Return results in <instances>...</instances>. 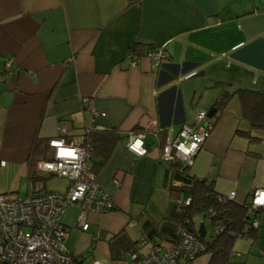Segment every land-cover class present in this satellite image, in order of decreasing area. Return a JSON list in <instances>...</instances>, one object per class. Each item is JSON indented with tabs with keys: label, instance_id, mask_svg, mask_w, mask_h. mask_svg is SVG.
Returning a JSON list of instances; mask_svg holds the SVG:
<instances>
[{
	"label": "crops",
	"instance_id": "obj_1",
	"mask_svg": "<svg viewBox=\"0 0 264 264\" xmlns=\"http://www.w3.org/2000/svg\"><path fill=\"white\" fill-rule=\"evenodd\" d=\"M137 45L144 55L135 53L134 67L128 57ZM154 49L166 58H149ZM192 71L199 75L185 79ZM239 89L264 92V0H0V192H47L37 191L30 175L45 176L36 165L50 140L71 143L87 129L114 130L120 141L96 173L114 209L89 215L86 232L65 221L69 209L79 212L68 209L64 223L89 235L72 252L91 259L82 250L98 242L110 247L120 233L140 253L148 252L144 239L173 244L188 181H206L220 196L236 192L239 205L264 189V129L245 117L238 95L217 114L188 178L179 163L161 161L170 132L196 126L198 113H209L223 91ZM149 126L158 137L147 136L148 154L137 158L127 150L128 135ZM258 220L256 237L236 241L240 256L231 255L230 264H264V207ZM201 224L209 236L211 226L195 222L197 231ZM210 260L207 254L191 264Z\"/></svg>",
	"mask_w": 264,
	"mask_h": 264
},
{
	"label": "built area",
	"instance_id": "obj_2",
	"mask_svg": "<svg viewBox=\"0 0 264 264\" xmlns=\"http://www.w3.org/2000/svg\"><path fill=\"white\" fill-rule=\"evenodd\" d=\"M147 56L160 62L166 58V53L163 49H154ZM128 59L131 66H137V55L131 53ZM11 68L12 62L8 61L6 69ZM198 75L197 71H192L185 75V79ZM86 103L89 105L90 101L86 100ZM92 113L94 117L105 116L96 110H92ZM91 130L93 129H87L86 134ZM212 130L213 122L208 113L199 112L196 126H185L176 136L171 132L167 135L161 161L166 164L179 163L181 170L190 169ZM61 132L66 134V128L62 127ZM86 134L71 143L64 139L50 140L47 158L37 162L36 167L41 174L54 175L68 181L66 191L29 193L24 197L0 192V264H108L80 257L67 247L71 228L64 223V218L69 208L79 209L75 227L85 232L89 229V215L105 214L114 209L110 195L98 184L92 170V149L86 140ZM158 134L152 126L142 132L130 133L126 146L128 152L137 158L147 156L146 138L149 135L157 138ZM1 147L0 139V149ZM224 198L235 201L236 192H231ZM191 202L192 198L188 197L181 200L179 206L186 207ZM263 207L264 189H259L252 193L249 211L252 213ZM186 223L176 243L162 245L144 239L141 244L143 247L148 246V252L131 253L127 264H191L206 255L207 245L199 233L195 234L188 228L190 221L187 220ZM252 226L259 229V220L252 221ZM100 238L97 235L94 239ZM231 255L240 256L236 253Z\"/></svg>",
	"mask_w": 264,
	"mask_h": 264
},
{
	"label": "trees",
	"instance_id": "obj_3",
	"mask_svg": "<svg viewBox=\"0 0 264 264\" xmlns=\"http://www.w3.org/2000/svg\"><path fill=\"white\" fill-rule=\"evenodd\" d=\"M132 53H136L138 56L144 55V48L137 45ZM235 95L240 98L244 115L251 121L252 126L256 129H264V92L243 89L236 91L225 90L222 92L208 113V117L213 121V124H215L217 114L227 107L229 101ZM86 140L91 145V160L93 161L96 155L102 157L96 165L91 164L92 170L96 174L97 165L103 166L109 160L112 151L120 141V137L114 130L97 131L93 129L86 134ZM181 168L182 166L179 165L178 169L181 175L184 178H188L189 169L181 170ZM30 179L35 184L45 180L44 177L39 176L34 170L31 171ZM188 183L180 188L181 191L187 192L189 197L192 198L189 206L180 207L181 230L187 225L186 221L189 220L188 228L197 234L194 218L202 216L205 220H209L211 233L205 239H202L207 245V254L211 256L209 264H230L231 254L234 253L236 241L241 237L251 239L256 237L258 229L252 226V221L259 218L261 209L251 213L249 204L239 205L235 201L225 199L224 196H220L215 192L212 184H208L206 181L195 180L188 181ZM109 245L115 253H122V255L125 254L126 256V254L136 252L137 244L130 241L124 233H120L112 237ZM115 253L114 257L116 259L112 260L113 262L127 264L128 260L121 263L122 259L118 258Z\"/></svg>",
	"mask_w": 264,
	"mask_h": 264
},
{
	"label": "rangeland",
	"instance_id": "obj_4",
	"mask_svg": "<svg viewBox=\"0 0 264 264\" xmlns=\"http://www.w3.org/2000/svg\"><path fill=\"white\" fill-rule=\"evenodd\" d=\"M44 178H45L44 181H40L37 183L38 185H36L35 187L37 191H55L56 192L57 190V192H62V190H64L67 185L66 180L60 179L54 175H49V176L45 175ZM27 191H28V184H27V181H25L23 182L21 193L25 194ZM79 214L80 212H78L77 210L69 209L65 221L69 224V226H73L78 220ZM203 221L206 222V225L209 227V230H210V226H211L210 221L205 220V218H203L202 216H196L195 222L198 226ZM88 237L89 235H87V233H82L79 229H72L70 233L69 242H67V247L71 251L78 252L76 245L79 244L80 242H82L84 245H87L89 243L87 239ZM89 246H90L89 250L87 249L82 250V253L87 255L89 258L94 259L99 262L111 261V263L117 264L116 261L115 262L112 261L116 259L114 257L115 251L112 250L111 247L107 246L105 243L98 242L94 246H91V243H90ZM115 255H117L118 258L122 259L121 263L130 258L129 254H126L125 256V254L122 255V253L121 254L115 253Z\"/></svg>",
	"mask_w": 264,
	"mask_h": 264
},
{
	"label": "water",
	"instance_id": "obj_5",
	"mask_svg": "<svg viewBox=\"0 0 264 264\" xmlns=\"http://www.w3.org/2000/svg\"><path fill=\"white\" fill-rule=\"evenodd\" d=\"M199 236L201 239H205L207 237V231L205 229L204 224H201L199 230H198Z\"/></svg>",
	"mask_w": 264,
	"mask_h": 264
}]
</instances>
